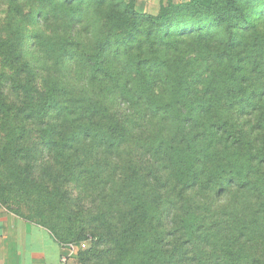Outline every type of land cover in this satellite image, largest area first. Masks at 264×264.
Wrapping results in <instances>:
<instances>
[{
	"label": "trees",
	"instance_id": "obj_1",
	"mask_svg": "<svg viewBox=\"0 0 264 264\" xmlns=\"http://www.w3.org/2000/svg\"><path fill=\"white\" fill-rule=\"evenodd\" d=\"M0 1V208L81 264H264V0Z\"/></svg>",
	"mask_w": 264,
	"mask_h": 264
},
{
	"label": "crops",
	"instance_id": "obj_2",
	"mask_svg": "<svg viewBox=\"0 0 264 264\" xmlns=\"http://www.w3.org/2000/svg\"><path fill=\"white\" fill-rule=\"evenodd\" d=\"M64 255L45 228L0 208V264H59Z\"/></svg>",
	"mask_w": 264,
	"mask_h": 264
},
{
	"label": "rangeland",
	"instance_id": "obj_3",
	"mask_svg": "<svg viewBox=\"0 0 264 264\" xmlns=\"http://www.w3.org/2000/svg\"><path fill=\"white\" fill-rule=\"evenodd\" d=\"M174 1H183V0H174ZM166 2H167V0H136V7L139 11H142L145 13H150V14H156L159 11V7H160L161 3L165 4ZM6 9H7L6 3H3L0 1V28L5 23ZM2 34H4V33L2 32ZM27 42L30 44L32 42V40L27 39ZM1 71L2 70L0 69V74H1ZM9 89H10L9 86L6 87L5 88L6 92H8ZM71 211L73 212L75 210L73 208H71ZM23 212L26 213V211L24 209H23ZM18 217H20V216H18ZM22 219H24V218H22ZM33 219H34L33 221H37L40 218H33ZM79 219H80L79 217L75 218V215L69 211H66V213L55 212L52 216V224L58 225L61 233L67 237V240L65 242H62L59 244L64 249V253L66 255H68V260H69L70 264H81L78 261L79 253L89 249L91 246V236L89 234L87 235L88 239H86L85 241H82L80 243H76V241H68L69 229H72L71 233H74V231H75L74 228L80 224ZM24 220H26V219H24ZM28 222H30V221H28ZM31 223H34V222H31ZM45 229L51 233L50 230H48L47 228H45ZM51 235H53V234L51 233Z\"/></svg>",
	"mask_w": 264,
	"mask_h": 264
},
{
	"label": "built area",
	"instance_id": "obj_4",
	"mask_svg": "<svg viewBox=\"0 0 264 264\" xmlns=\"http://www.w3.org/2000/svg\"><path fill=\"white\" fill-rule=\"evenodd\" d=\"M67 262H68V255H64V256L61 258L59 264H67Z\"/></svg>",
	"mask_w": 264,
	"mask_h": 264
}]
</instances>
